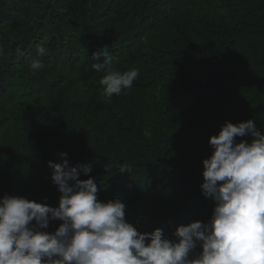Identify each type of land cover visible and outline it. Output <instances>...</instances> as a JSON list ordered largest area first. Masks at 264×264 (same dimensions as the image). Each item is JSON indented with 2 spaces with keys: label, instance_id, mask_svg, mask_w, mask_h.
I'll return each mask as SVG.
<instances>
[{
  "label": "trees",
  "instance_id": "trees-1",
  "mask_svg": "<svg viewBox=\"0 0 264 264\" xmlns=\"http://www.w3.org/2000/svg\"><path fill=\"white\" fill-rule=\"evenodd\" d=\"M104 46L113 70H139L110 101L91 69ZM0 47V197L58 207L48 161L67 153L92 167L79 179L95 178L100 201L119 198L139 232L171 240L211 218L209 138L225 121L264 133V0H0Z\"/></svg>",
  "mask_w": 264,
  "mask_h": 264
},
{
  "label": "clouds",
  "instance_id": "clouds-1",
  "mask_svg": "<svg viewBox=\"0 0 264 264\" xmlns=\"http://www.w3.org/2000/svg\"><path fill=\"white\" fill-rule=\"evenodd\" d=\"M38 55L46 50L40 47ZM91 60V69L105 73L100 84L109 101L139 76L136 68L113 70L107 46L93 52ZM29 63L33 71L43 67L36 58ZM248 135L250 142H237ZM208 142L213 151L202 161L200 185L215 204L208 222L180 225L171 240L159 228L141 233L126 221V205L119 198L102 202L95 178L79 179L92 167H70L62 152V163L48 161L61 194L58 207L0 197V264H264V133L253 119L225 121ZM125 171L131 169L120 165L119 172ZM55 220L62 221L59 227L44 231Z\"/></svg>",
  "mask_w": 264,
  "mask_h": 264
}]
</instances>
